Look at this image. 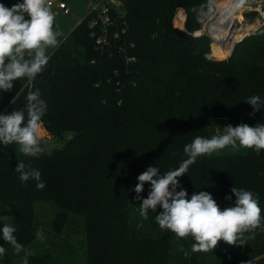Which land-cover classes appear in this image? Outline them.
Returning <instances> with one entry per match:
<instances>
[{"label":"trees","instance_id":"16d2710c","mask_svg":"<svg viewBox=\"0 0 264 264\" xmlns=\"http://www.w3.org/2000/svg\"><path fill=\"white\" fill-rule=\"evenodd\" d=\"M22 2L0 0L9 8ZM214 8V0H121L115 16L128 25L127 42L134 43L128 57L134 60L112 45L97 47L89 28L92 13L85 15L70 33L85 50V60L59 69L47 63L39 73L50 89L42 121L48 123L51 138L63 140L62 144L36 157L25 156L20 147L12 153L0 149V214L10 216V221H0V229L5 224L15 227L20 244L34 239V203L50 201L71 210L81 207L86 264H264V230L259 228L241 234L236 245L221 240L207 255H116L119 243L137 237L153 245L176 236L159 227L156 213L145 220L137 211L141 202L135 199L137 177L148 166L158 167L162 175L187 159L183 149L172 144L168 147L173 150H154L150 140L162 137L158 131L191 143L193 131H202L190 124L189 138L185 131L179 132L178 126L187 120L264 123V108L250 115L253 108L245 102L251 96L264 101V30L247 34L230 57L216 59L211 55V37L195 34L202 28L199 17ZM180 10L186 14L185 28L176 26ZM143 125L147 129H139ZM143 131L153 135L147 139ZM69 133L71 137L64 140ZM122 155L117 170L114 163ZM21 161L41 173L42 190L32 179L19 180L15 168ZM211 177L212 161L206 154L178 179L189 199L194 192L206 191L221 210L233 206L235 196L217 192ZM248 185L242 187L258 197L264 224V188ZM149 190L145 183L142 197L147 198ZM139 217L147 230L144 236L131 230ZM7 245L0 231V246Z\"/></svg>","mask_w":264,"mask_h":264},{"label":"clouds","instance_id":"9594fccd","mask_svg":"<svg viewBox=\"0 0 264 264\" xmlns=\"http://www.w3.org/2000/svg\"><path fill=\"white\" fill-rule=\"evenodd\" d=\"M54 20L48 0H23L11 8L0 3V91L11 92L15 81L23 77L34 80L44 70L49 60L47 49L59 45L60 33L54 31ZM40 97L39 89L27 93V120L25 110L0 114V143L4 146L16 143L28 157H36L43 151L38 137L47 104ZM245 102L253 108L250 115L264 108L260 96H251ZM228 146L233 149L238 146L255 149L257 152L264 149V123L255 126L229 124L224 126L220 135L195 137L184 146L187 159L179 167L165 171L162 175L158 167L148 166L137 177L138 183L134 188L135 199L141 201L140 215L147 220L149 211L156 213L155 221L161 229L170 230L178 238L193 237V252L212 250L221 240L236 245L241 234L254 232L258 228L264 230L259 200L253 192L234 186L231 189L235 196L233 206L221 210L209 192H194L189 199L187 190L180 185L178 178L187 174L198 157L211 155ZM15 171L19 173L21 182L32 179L37 182L38 190L45 187L41 173L31 169L30 165L21 161ZM145 183L150 185L147 198L141 195ZM225 199L232 200V196H226ZM0 231L3 240L16 253L23 250V245L17 242L14 235L15 227L5 224ZM36 235L43 238L39 231ZM5 253V247L0 246V256ZM24 264H27V258Z\"/></svg>","mask_w":264,"mask_h":264},{"label":"rangeland","instance_id":"374dc122","mask_svg":"<svg viewBox=\"0 0 264 264\" xmlns=\"http://www.w3.org/2000/svg\"><path fill=\"white\" fill-rule=\"evenodd\" d=\"M70 13H65L63 9L57 6H51V10L54 14L56 31L60 33L62 37H66L70 31L76 26V21L81 20L91 8V4L98 2L99 0H65ZM225 0H214L217 3H223ZM91 3V4H90ZM220 5V4H219ZM258 7L259 5L254 4ZM263 14L251 7L245 8L242 11V21L239 19L231 27L233 34L236 33L237 41L235 45L249 33L259 32L264 30V3L261 5ZM216 7L212 13H205L204 22H202V31L205 34L209 32V26L218 13H215ZM243 10V9H242ZM216 15V16H215ZM180 20V18H179ZM183 24V23H182ZM250 24L248 32L238 31L242 25ZM203 25L205 28L203 30ZM231 29V28H230ZM207 31V32H206ZM196 34V33H195ZM210 34V33H208ZM232 34V35H233ZM198 35V34H197ZM231 40V39H230ZM214 42L211 43V55L216 59H226L231 56L235 45L232 49L225 46L222 50L227 53L224 56H217L214 54ZM171 123L173 121H170ZM190 124H195L199 131L204 133H196L193 131V138L197 136L211 138L213 135H220L223 133V128L226 125L236 126L238 123L231 118H217L214 120L195 122L184 121L178 126V131H185L189 138V132L191 131ZM190 125V126H189ZM188 127V128H185ZM141 130L147 129V126L143 125ZM194 130V129H193ZM197 130V129H195ZM148 131V130H147ZM173 132V131H172ZM40 132L39 134H42ZM162 137L151 139L150 143L155 148L154 150L171 149L168 147L170 144L177 146V149H184L186 144L190 142H179L175 139V134H167V132H159ZM174 133V132H173ZM72 133H69L64 140L70 138ZM155 134V133H154ZM164 134V135H162ZM152 133L145 134L143 131L142 136L150 138ZM40 147L43 151H50L52 146H59L63 140L52 139L39 135ZM184 152V150H183ZM122 156H120L115 162V167L120 170L122 167ZM212 161V177L211 183L216 184L214 188L223 195H230L231 189L235 186L237 188H243V183L258 185L257 189L264 188V149L257 152L255 149H246L237 147L233 149L228 146L224 149L208 155ZM106 170V169H105ZM245 190L246 187L244 188ZM263 190V189H262ZM137 203L138 212H140L139 204ZM9 207L8 203L4 204ZM35 207V226L37 232L43 234V238L37 237L23 243V250L16 253L11 245H7L5 255L0 258V264H24L25 258H27V264H86V248L84 246L85 231L82 209L79 205H75V209L71 210L69 205L59 204L50 201H41L34 203ZM160 209L158 207L157 212ZM149 213H153L149 211ZM131 230L137 234V236H144L147 230L142 226L140 217L137 219ZM0 221H10V216L7 213L0 214ZM173 235V234H172ZM166 237L164 241L157 242L151 245L137 237L130 243H119L116 255H207L208 252H193L192 245L195 243L193 237L188 236L185 238H178L177 236ZM168 236V234H167ZM193 239V243L191 241Z\"/></svg>","mask_w":264,"mask_h":264},{"label":"crops","instance_id":"0c3cea01","mask_svg":"<svg viewBox=\"0 0 264 264\" xmlns=\"http://www.w3.org/2000/svg\"><path fill=\"white\" fill-rule=\"evenodd\" d=\"M5 6L8 7L7 4ZM180 12L184 13V24L183 25H185L186 14L182 10H180L178 13ZM25 18L27 19V16ZM81 20L78 19L76 21V25ZM53 27H54V31H56L55 23ZM70 33L66 37H62L60 35L58 37L59 45L55 48L47 49L46 54L49 56L48 64L52 65L54 69L72 66L73 64H75L77 60L83 62L86 58L85 50L81 46H78L75 43L73 37L70 36ZM36 89H39L41 93L40 98L46 102L47 108L45 111H47L49 104H50V89L45 79L39 74H37L36 78L31 81L27 77H23L15 81L14 88L11 92L0 91V114H9L12 111L25 110V117L27 120L26 96L29 91H35ZM40 132H43V133L39 135H42L45 138L46 137L51 138L50 132H48L42 125L39 130V133ZM19 147L20 146L16 143L10 144L8 146H4L2 143H0V149L8 153L17 151Z\"/></svg>","mask_w":264,"mask_h":264},{"label":"built area","instance_id":"2783aa9c","mask_svg":"<svg viewBox=\"0 0 264 264\" xmlns=\"http://www.w3.org/2000/svg\"><path fill=\"white\" fill-rule=\"evenodd\" d=\"M264 1L257 2L256 0H243V9L251 7V9L258 10L263 14L262 6L256 7L254 4L262 5ZM48 4L51 6H57L64 10L65 13H70L66 1L64 0H48ZM91 4V3H90ZM121 4V0H99L91 4L89 11L92 13V20L89 22V28L91 29V35L95 38L96 46L104 49L108 46H114L119 54L126 57L128 60H134L135 57H128V51L134 47L133 42H127L128 25L125 20L118 21L115 16V12L118 10ZM215 13H219L218 3L215 2ZM218 16V14H217ZM216 16V17H217ZM205 16L199 17L200 22H204ZM176 19V18H175ZM176 24V22H175ZM184 24V22H183ZM178 25V24H176ZM180 28H185V25H178ZM205 25H203V30ZM207 32V31H206ZM203 33L201 30L197 31L196 34ZM205 33V32H204ZM210 33L207 32L206 34ZM209 35V34H208ZM125 36L126 41L124 42L123 37Z\"/></svg>","mask_w":264,"mask_h":264},{"label":"bare ground","instance_id":"6f19581e","mask_svg":"<svg viewBox=\"0 0 264 264\" xmlns=\"http://www.w3.org/2000/svg\"><path fill=\"white\" fill-rule=\"evenodd\" d=\"M257 2H262L264 0H256ZM243 3V2H242ZM241 3V0H229L225 5L219 6V13L216 19L210 23L209 26V31L210 34L219 40H227L230 35L233 34L231 30L232 24H235L236 21L239 19L242 21V16L241 13L244 11L243 9V4ZM261 5L258 7L260 8ZM243 9V10H242ZM216 16V15H215ZM180 18V20H179ZM184 22V13L180 12L177 15V23L179 25H183L182 23ZM231 28V29H230ZM250 28V24L242 25V27L238 30L241 32H248ZM247 35V34H246ZM237 35L236 33L231 36V40L227 44V48L232 49L233 44L237 41ZM214 48V54L217 56H224L227 52L222 50L223 47H221L219 44L214 43L213 44Z\"/></svg>","mask_w":264,"mask_h":264},{"label":"water","instance_id":"95a60500","mask_svg":"<svg viewBox=\"0 0 264 264\" xmlns=\"http://www.w3.org/2000/svg\"><path fill=\"white\" fill-rule=\"evenodd\" d=\"M202 15L207 16V14H202ZM202 15H201V16H202ZM209 36L211 37L212 42H214V43H216V44H220L221 46H225V47H227V44L230 42V41H228V40L231 39V36H232V35H230L229 38H228L227 40H219V39H216V38H214L211 34H209ZM245 36H246V35H245ZM245 36H244V37H245ZM244 37H243V38H244ZM234 45H235V44H234ZM233 47H234V46H233ZM42 126H43L48 132H50V127H49L48 123L43 122V123H42Z\"/></svg>","mask_w":264,"mask_h":264}]
</instances>
